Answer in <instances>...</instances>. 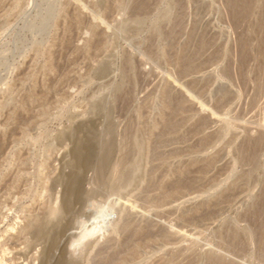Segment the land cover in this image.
I'll list each match as a JSON object with an SVG mask.
<instances>
[{"label": "rangeland", "instance_id": "374dc122", "mask_svg": "<svg viewBox=\"0 0 264 264\" xmlns=\"http://www.w3.org/2000/svg\"><path fill=\"white\" fill-rule=\"evenodd\" d=\"M181 1L0 0V264H207V250L217 246L228 264H264V148L247 142L264 123V48L254 38L250 61L239 60L247 25L231 1ZM175 227L187 233L184 240ZM235 229L244 233L241 242L233 243ZM191 236L196 260L183 249Z\"/></svg>", "mask_w": 264, "mask_h": 264}, {"label": "bare ground", "instance_id": "6f19581e", "mask_svg": "<svg viewBox=\"0 0 264 264\" xmlns=\"http://www.w3.org/2000/svg\"><path fill=\"white\" fill-rule=\"evenodd\" d=\"M144 1H145V0H144ZM180 1H181V0H180ZM206 1H207V0H206ZM227 1H228V0H227ZM227 1H226V2H227ZM229 1H231V5L233 6V9H231V8H229V9H230V10H235L236 13H235V12H233V13H235V14L237 15L238 18L240 17L241 21H244V20L246 21V22H245L246 25H247V26L245 27V28H246V32H245V30H244L243 32L246 33V35H247V39H246L245 41L243 40V41H244V43H243V42H242V39H241L242 37H241L240 39H241V42L243 43V46H241V45L238 46V45H237V47H240V46H241L242 56H244V57H241L239 60H242L243 58L246 57L247 59H245V60L248 61V60H249V58H248L249 55H252V54H251V48L254 47L253 44H252V40H253L254 38H257L256 42L259 41V48L261 49L260 51H262L263 48H264V0H229ZM128 2H129V1H128ZM133 2H134V1H133ZM135 2H137V1H135ZM138 2H139V1H138ZM141 2H142V1H141ZM141 2H140V3H141ZM181 2H182V1H181ZM197 2H198V1H197ZM197 2H196V3H197ZM223 2H224V0H223ZM226 2H225V4H226ZM198 3H199V2H198ZM200 3H201V2H200ZM217 3H218V2H217ZM227 3H229V2H227ZM123 4H124V3H123ZM133 4H134V3H133ZM142 4H143V3H142ZM229 4H230V3H229ZM121 5H122V4H121ZM226 5H227V4H226ZM226 5H224V6H226ZM132 6H133V5H132ZM132 6H130V8H131ZM143 6H144V5H143ZM205 6H206V5H205ZM227 6H228V5H227ZM227 6H226L225 8H227ZM229 6H230V5H229ZM125 7H127V6H125ZM150 7H151V4H150ZM150 7H149V8H150ZM181 7H182V6H181ZM122 8H123V7L121 6V9H122ZM130 8H129V10H130ZM145 8H146V6H145ZM184 8H186L185 5H184ZM199 8H200V6H199ZM222 8H223V5H222ZM124 9H125V8H124ZM168 9H169V8H168ZM176 9H177V8H176ZM176 9H175V10H176ZM182 9H183V8H182ZM223 9H224V8H223ZM223 9H221V10H223ZM141 10H142V9H141ZM179 10H180V9H179ZM197 10H200V9H197ZM144 11L147 13V10H144ZM180 11H182V10H180ZM228 11H229V10H227L226 13H227ZM173 12H174V11H173ZM230 12H231V11H230ZM136 13L139 15L138 12H136ZM198 13H200V12H198ZM227 14H228V13H227ZM227 14H225V15H227ZM231 14H232V13H231ZM166 15H167V14H166ZM186 15H187V14H186ZM236 15H235V17H236ZM222 16H223V15H222ZM227 16H228V15H227ZM227 16H224V17H227ZM233 16H234V15H232V17H233ZM162 17H164V15H163ZM179 17H180V16H179ZM229 17H230V15H229ZM235 17L233 18L234 20H235ZM177 19H178V18H177ZM222 19H224V18H222ZM236 19H237V18H236ZM225 20H226V19H225ZM228 20H229V19H228ZM228 20H226V21H228ZM230 20H232V19L230 18ZM234 20H233V21H234ZM236 21H237V20H236ZM179 22H181V20L178 21V23H179ZM224 22H225V21H224ZM234 22H235V21H234ZM226 23H227V22H226ZM237 23H238V22H237ZM163 24H164V23H163ZM175 24H176V23H175ZM179 24H180V23H179ZM228 24H229V23H228ZM233 24H234V23H233ZM238 24H239V23H238ZM164 25H165V24H164ZM183 25H184V24H183ZM172 26H173V25H172ZM174 26H175V25H174ZM195 26H196V25H195ZM195 28H196V27H195ZM240 28H241V27H240ZM192 29H193V28H192ZM236 29H238V28H236ZM241 29H242V28H241ZM161 30H162V29H161ZM180 30H181V29H180ZM194 30H195V29H194ZM194 30H193V31H194ZM162 31H163V30H162ZM166 31H167V30H166ZM175 31H176V30H175ZM182 31H183V30H182ZM234 31H235V30H234ZM236 31H237V30H236ZM156 32H157V31H156ZM163 32H164V31H163ZM195 32H196V31H195ZM172 33H173V31H172ZM175 33H176V32H175ZM239 33H240V32H239ZM163 34H164V33H163ZM190 34H191V33H190ZM243 34H244V33H242V35H243ZM188 35H189V34H188ZM191 35H193V34H191ZM191 35H190V36H191ZM195 35H196V34H195ZM197 36H200V34L197 35ZM203 36H204V35H203ZM239 36H240V34H239ZM244 36H245V35H244ZM244 36H243V37H244ZM193 37H194V36H193ZM193 37H192V38H193ZM201 37H202V36H201ZM235 37H236V35H235ZM237 37H238V36H237ZM166 38H167V37H166ZM168 38H169V37H168ZM188 38H189V37H188ZM205 38H206V36H204V40H205ZM214 39H215V38H214ZM243 39H244V38H243ZM193 40H194V39H191V41H193ZM198 40H199V38H198ZM235 40H239V39H235ZM235 40H233V41H235ZM176 41H177V40H176ZM176 41H175V42H176ZM191 41H190V42H191ZM196 41H197V40H196ZM200 41H201V40H200ZM200 41H199V42H200ZM202 41H203V39H202ZM206 41H207V38H206ZM206 41H204V42H206ZM209 41H210V38H209ZM211 41H212V40H211ZM211 41H210V42H211ZM233 41H231V42H233ZM239 41H240V40H239ZM239 41H238V42H239ZM210 42H209V44H210ZM212 42H213V41H212ZM241 42H239V43H241ZM186 43H188V42L186 41ZM194 43H196V42H194ZM201 43H203V42H200L198 45H200ZM174 44H175V43H174ZM205 44H206V43H205ZM205 44H204V45H205ZM209 44H206V45H209ZM231 44H232V43H231ZM237 44H238V43H237ZM206 45H205V46H206ZM232 45H233V44H232ZM256 45H257V44H256ZM256 45H255V46H256ZM174 46H175V45H174ZM221 46H222V45H221ZM171 47H172V46H171ZM206 47H208V46H206ZM217 47H218V46H217ZM232 47H233V46H231V48H232ZM235 47H236V46H235ZM185 48H186V47H185ZM208 48H210V47H208ZM208 48H207V49H208ZM254 48H255V47H254ZM186 49H187L186 51H187V53H188V52H189V51H188V48H186ZM193 49H194V47H193ZM200 49H201V48H200ZM203 49H205V48L203 47ZM207 49H206V51H207ZM233 49H234V48H233ZM150 50H151V49H150ZM182 50H183V49H182ZM189 50H190V49H189ZM194 50H195V49H194ZM198 50H199V49H198ZM218 50H219V49H218ZM229 50H230V49H229ZM234 50H235V49H234ZM166 51H167V50H166ZM174 51H175V49H174ZM195 51H196V50H195ZM195 51H194V52H195ZM201 51H202V50H201ZM239 51H240V49H239ZM191 52H193V50H191ZM196 52H197V51H196ZM198 52H200V50H199ZM204 52H205V51H204ZM211 52H212V51H211ZM218 52H219V51H218ZM226 52H227V51H226ZM234 52H235V51H234ZM234 52H231V53H234ZM236 52L239 53L238 50H237ZM258 52H259V50H258L256 53H258ZM148 53H149V52H148ZM152 53H153V52H152ZM152 53H151V55H152ZM201 53H202V52H201ZM209 53H210V52H209ZM222 53H223V52H222ZM240 53H241V52H240ZM183 54H184V53H183ZM189 54H191V53L189 52ZM199 54H200V53H198V56L200 57ZM202 54H203V53H202ZM228 54H229V53H227V55H228ZM151 55H150V57H152ZM169 55H170V54H169ZM174 55H175V54H174ZM180 55H181V54H180ZM192 55H193V54H192ZM234 55H235V54H233V56H234ZM238 55H239V54H237V56H238ZM190 56H191V55H190ZM190 56H189V57H190ZM198 56L196 55L195 57H198ZM201 56H202V55H201ZM207 56H208V55H207ZM207 56H206V57H207ZM213 56H214V55H213ZM237 56H236V58H237ZM257 56H258V55H255V57H257ZM180 57H181V56H180ZM193 57H194V56H193ZM206 57H204V58H206ZM208 57H209V56H208ZM216 57H217V56H216ZM226 57H227V56H226ZM228 57H230V56H228ZM228 57H227V58H228ZM238 57H239V56H238ZM190 58H191V57H190ZM212 58H213V57H212ZM230 58H232V57H230ZM236 58H235V59H236ZM219 59H220V58H219ZM219 59H218V60H219ZM255 59H256V58H255ZM260 59H264V57H261V58L259 57L258 60H260ZM187 60H188V59H187ZM227 60H228V59H227ZM233 60H234V59H233ZM181 61H182V60H181ZM181 61H180V62H181ZM213 61H214V60H213ZM225 61H226V60H225ZM249 61H250V60H249ZM254 61H255V60H254ZM178 62H179V61H178ZM187 62H188V61H187ZM189 62H190V60H189ZM192 62H193V61H192ZM208 62H209V61H208ZM215 62H216V61H215ZM230 62L233 63V64L235 65L234 62H236V61L233 62L232 59H231ZM242 62H243V61H242ZM242 62H239V64H242ZM244 62H245V61H244ZM258 62H259V61H258ZM125 63H126V62H125ZM183 63H184V61H183ZM185 63H186V62H185ZM198 63H199V62H198ZM210 63H211V62H210ZM216 63H217V62H216ZM227 63H228V62H227ZM254 63H256V62H254ZM186 64H187V63H186ZM186 64H183V65H186ZM200 64H201V63H200ZM252 64H253V63H252ZM180 65H182V62H181ZM183 65H182V66H183ZM228 65H229V64H228ZM231 65H232V64H231ZM237 65H238V64H237ZM245 65H246V64L244 63V66H245ZM173 66H174V65H173ZM187 66H189V65H187ZM198 66H200V65H198ZM211 66H212V65H211ZM232 66H233V65H232ZM189 67H191V66H189ZM224 67H226V66H224ZM241 67L243 68V66H241ZM246 67H247V66H245L244 68H246ZM251 67H252V66H251ZM184 68H185V66H184ZM187 68H188V67H187ZM193 68H194V67H192V69H193ZM232 68H233V67H232ZM232 68L230 67L229 69H230V70H234V68H233V69H232ZM235 68H236V70H237V68H239V67H238V66H237V67L235 66ZM244 68H243V69H244ZM254 68H255V67H254ZM177 69H178V68H177ZM192 69H191V70H192ZM195 69H196V68H195ZM223 69H224V68H222V70H223ZM240 69H241V68H239L238 70H240ZM258 69H260V71H259L260 73H261V70L264 71V61L261 60ZM181 70H182V68H181ZM185 70H186V69H184V71H185ZM187 70L189 71V68H188ZM225 70H226V69H225ZM179 71H180V70H179ZM240 71H241V70H240ZM252 71H253V70H252ZM256 71H257V70H256ZM256 71H254V72H256ZM190 72H191V71H190ZM192 72H193V71H192ZM222 72H223V71H222ZM224 72H225V71H224ZM227 72H230V71H227ZM232 72H233V71H232ZM236 72H237V71H236ZM243 72H244V71H243ZM181 73H182V71H181ZM225 73H226V72H225ZM233 73H235V72H233ZM233 73H232V75H233ZM237 73H239V72H237ZM237 73H236V74H237ZM240 73H241V72H240ZM260 73H258V74H259V75H262V74H260ZM262 73L264 74V72H262ZM125 74H126V73H125ZM208 74H209V73H207V75H208ZM228 74H230V73H228ZM234 75H235V74H234ZM239 75H240V74H239ZM244 75H245V74H244ZM251 75H252V74H251ZM256 75H257V73H256ZM182 76H183V75H182ZM228 76H229V75H228ZM237 76H238V75H237ZM237 76H236V77H237ZM197 77H198V76H196V78H197ZM206 77H207V76H206ZM229 77L231 78V76H229ZM238 77H239V76H238ZM254 77H255V75H254ZM262 77H263V76H262ZM262 77H261V79H262ZM200 78H201V77L199 76V78H197L196 80H198V79H200ZM234 78H235V77H234ZM256 78H257V76L255 77V79H256ZM130 79H132V78H130ZM202 79H203V78H202ZM208 79H209V78H208ZM232 79H233V76H232ZM237 79H240V78H237ZM243 79H244V78H243ZM258 79H259V77H258ZM258 79H257V80H258ZM125 80H126V77H125ZM132 80H133V79H132ZM244 80H245V79H244ZM247 80H248V79H247ZM263 80H264V78H263ZM130 81H131V80H130ZM189 81H190V80H189ZM191 81H192V80H191ZM194 81H195V80H194ZM259 81H260V80H259ZM131 82H132V81H131ZM192 82H193V81H192ZM195 82H196V81H195ZM245 82H246V81H245ZM254 82H255V81H254ZM260 82H262V81H260ZM260 82H258V84H259ZM127 83H128V80H127ZM234 83H235V82H234ZM240 83H241V82H240ZM243 83H244V82H243ZM243 83H242V84H243ZM263 83H264V82H262V85H261V87H259V88H262V87H263ZM189 84H190V83H189ZM194 84H195V83L193 82V85H194ZM196 84H197V82H196ZM235 84H236V83H235ZM237 84H238V83H237ZM258 84H256V85H258ZM245 85H246V84H245ZM129 86H130V85H129ZM190 86H191V85H190ZM259 86H260V84H259ZM191 87H192V86H191ZM199 87H200V86H199ZM239 87H240V86H239ZM255 87H257V86H255ZM129 88H130V87H129ZM200 88H201V87H200ZM259 88H258V89H259ZM169 89H170V88H169ZM172 89H173V88H172ZM177 89H178V88H177ZM258 89H257V90H258ZM170 90H171V89H170ZM170 90H168V91L170 92ZM173 90H174V89H173ZM193 90H194V89H193ZM198 90H199V89H198ZM222 90H225V89H222ZM196 91H197V90H196ZM200 91H201V90H200ZM223 92H224V91H223ZM258 92H259V90H258ZM262 92H263V91H262ZM165 93L168 94L167 91H166ZM260 94H261V93H260ZM263 94H264V93H263ZM263 94H262V96H264ZM218 95H219V94H218ZM224 95H225V94H223L222 96H224ZM229 95H230V94H229ZM165 96H166V95H165ZM165 96H164V97H165ZM168 96H169V95H167L166 98H168V99L171 100V98H169V97H171V95H170L169 97H168ZM256 96H257V95H256ZM262 96H261V97H262ZM225 97H226V96H225ZM228 97H229V96H228ZM231 97H232V96H231ZM254 97H255V96H254ZM182 98H183V97H182ZM257 98H258V96H257ZM257 98H255V99H257ZM262 98L264 99V97H262ZM262 98H261V99H262ZM164 99H165V98H164ZM177 99H178V98H177ZM227 99H228V98H227ZM258 99L260 100V98H258ZM263 99H262V101H263ZM221 100H222V99H221ZM223 100H224V99H223ZM223 100H222V101H223ZM229 100H230V98H229ZM165 101H167V99H165ZM165 101H164V102H165ZM168 101H169V100H168ZM177 101H178V100H177ZM179 101H180V100H179ZM169 102H170V101H169ZM171 102H172V101H171ZM173 102H174V101H173ZM175 102H176V101H175ZM180 102H181V101H180ZM257 102H258V101H255V103L258 105ZM219 103H220V102H219ZM252 103L254 104V101H253ZM167 104H168V102H167ZM176 104H177V103H176ZM253 104H252V105H253ZM256 104H255V105H256ZM259 104H260V101H259ZM168 105H171V104L169 103ZM172 105H173V103H172ZM190 105H191V104H190ZM257 105H256V107H257ZM224 106H226V104H225ZM224 106H223V107H224ZM174 107H176V106H174ZM180 107H181V106H180ZM182 107H183V106H182ZM219 107H220V106H219ZM252 107H253V106H252ZM258 107H259V106H258ZM258 107H257V108H258ZM150 108H151V107H150ZM155 108H156V107H155ZM172 108H173V107H172ZM157 109H158V108H157ZM177 109H178V107H177ZM147 110H148V109H147ZM192 110H193V109H192ZM258 110H259V109H258ZM260 111H262V107H261V110H260ZM260 111H259V112H260ZM179 112H180V111H179ZM252 112H253V111H252ZM145 114H146V113H145ZM168 114H169V113H168ZM173 114H174V113H173ZM175 114H176V113H175ZM201 114H202V113H201ZM252 114H254V113H252ZM176 115H177V114H176ZM192 115H193V114H192ZM239 115H240V114H239ZM250 115H251V114H250ZM260 115H262V114H260ZM166 116H167V115H166ZM171 116H172V115H171ZM205 116H206V115H205ZM176 117H177V116H176ZM188 117H189V116H188ZM222 117H223V116H222ZM236 117H237V116H236ZM236 117H235V118H236ZM263 117H264V113H263ZM131 118H132V117H131ZM173 118H174V117L172 116V119H173ZM185 118H186V117H185ZM225 118H226V117H225ZM260 118H261V117H260ZM132 119H133V118H132ZM172 119H171V120H172ZM186 119H187V118H186ZM223 119H224V117H223ZM263 119H264V118H263ZM263 119H262V120H263ZM182 120H184V119H182ZM196 120H197V119H196ZM216 120H217V119H216ZM220 120H221V118H220ZM167 121H168V120H167ZM175 121H176V120H175ZM199 121L201 122V119H200ZM133 122H134V121H133ZM177 122H178V121H177ZM212 122H213V121H212ZM214 122H215V121H214ZM220 122H221V121H220ZM223 122H225V121L223 120ZM234 122H236V121H234ZM263 122H264V120H263ZM263 122H262V123H263ZM207 123H208V122H207ZM216 123H217V122H216ZM258 123H259V122H258ZM258 123H257V124H258ZM262 123H261V124H262ZM171 124H172V123H171ZM175 124H178V123H175ZM212 124H213V123H212ZM214 124H215V123H214ZM224 124L226 125V122L223 123V125H224ZM261 124H260V125H261ZM165 125H166V124H165ZM167 125H168V123H167ZM179 125H180V124H179ZM206 125H207V124H206ZM210 125H211V124H210ZM219 125H220V124H219ZM225 125H224V126H225ZM236 125H237V124H236ZM246 125H247V124H246ZM246 125H245V126H246ZM260 125H259V126H260ZM129 126H130V125H129ZM173 126H174V124H173ZM173 126H172V127H173ZM177 126H178V125H177ZM204 126H205V125H204ZM220 126H221V125H220ZM220 126H219V127H220ZM240 126H241V125H240ZM131 127H132V126H131ZM205 127H206V126H205ZM221 127H222V126H221ZM241 127H242V126H241ZM161 128H162V127H161ZM178 128H179V127H178ZM195 128H196V127H195ZM246 128H247V127H246ZM249 128H250V127H249ZM252 128H253V126H252ZM256 128H257V126H256ZM172 129H174V128H172ZM215 129H216V128H215ZM220 129H221V128H220ZM259 129H260V132H259V130H258L259 133L256 132V133H258V135L255 137L254 134H253V137H255V138H251V137H250L249 140H248L247 142H248V144H250V145H252V146H253V145H256L257 147L261 146V147L264 148V123L261 125V127H260ZM176 130H177V129H175V131H176ZM196 130L199 132L200 129H196ZM221 130H222V129H221ZM163 131H164V130H163ZM173 131H174V130H173ZM183 131H184V130H183ZM189 131H190V130H189ZM247 131H248V130H247ZM250 131H251V130H250ZM138 132H139V131H138ZM155 132H156V131H155ZM158 132H159V130H158ZM190 132H191V131H190ZM192 132H193V131H192ZM195 132H196V131H195ZM209 132H210V130H209ZM211 132L213 133V130H212ZM211 132H210V134H211ZM222 132H224V131H222ZM163 133H164V132H163ZM170 133H171V132H170ZM184 133H185V132H184ZM205 133H206V132H205ZM216 133H217V132H216ZM160 134H161V133H160ZM194 134H195V133H194ZM219 134H220V133H219ZM219 134H218V135H219ZM221 134H222V133H221ZM178 135H179V133H178ZM214 135H215V134H214ZM126 136H127V135H126ZM162 136H163V135H162ZM206 136L208 137V135H206ZM206 136H205V138H207ZM210 136H211V135H210ZM249 136H250V135H249ZM154 137H155V136H154ZM154 137H153V138H154ZM166 137H167V136H166ZM166 137H165V138H166ZM180 137H181V136H180ZM184 137H185V136H184ZM198 137H199V136H198ZM216 137H217V135H216ZM165 138H164V139H165ZM203 138H204V137H203ZM126 140H127V139H126ZM139 140H140V139H139ZM182 140H184V139H182ZM206 140H208V139H206ZM155 141H156V139H155ZM168 141H169V140H168ZM208 141H209V140H208ZM211 141H212V140H211ZM213 141H214V140H213ZM217 141H218V140H217ZM126 142H127V141H126ZM202 142H203V141H202ZM204 142H205V141H204ZM244 142H245V141H244ZM156 143H157V142H156ZM206 143H207V142H206ZM254 143H256V144H254ZM158 144H159V143H158ZM164 144H166V143H164ZM170 144H171V143H170ZM141 145H143V144L141 143ZM210 145H211V144H210ZM245 145L247 146V144H245ZM250 145H249V146H250ZM153 146H154V145H153ZM153 146H152V147H153ZM161 146H162V145H161ZM246 146H244V147L246 148ZM252 146H251V147H252ZM163 147H164V146H163ZM178 147H179V146H178ZM180 147H181V145H180ZM239 147H240V146H239ZM156 148H157V146H156ZM175 148H176V147H175ZM206 148H207V147H206ZM81 149H82V148H81ZM152 149H154V148H152ZM204 149H205V148H204ZM253 149H254V148H253ZM256 149H257V148H256ZM162 150H163V149H162ZM162 150H161V151H162ZM243 150H244V149H243ZM247 150H248V149H247ZM250 150H251V149H250ZM254 150H255V149H254ZM260 150H261V149H260ZM130 151H131V150H130ZM150 151H151V150H150ZM240 151H241V150H240ZM85 152H86V151H85ZM128 152H129V151H128ZM170 152H171V151H170ZM172 152H173V151H172ZM185 152H186V151H185ZM197 152H198V151H197ZM200 152H201V151H200ZM241 152H242V151H241ZM241 152H240V153H241ZM244 152H245V151H244ZM246 152H247V151H246ZM246 152L244 153V157H245V154H247ZM149 153H150V152H149ZM160 153H161V152H160ZM162 153H163V152H162ZM162 153H161V154H162ZM174 153H175V152H174ZM253 153H256V152H253ZM257 153H258V151H257ZM167 154H168V153H167ZM171 154H172V153H171ZM179 154H180V153H179ZM179 154H178V155H179ZM126 155H127V154H126ZM164 155H165V153H164ZM173 155H174V154H173ZM203 155H204V154H203ZM253 155L258 156V155H256V154H253ZM261 155H262V154H261ZM261 155H259L258 157L260 158ZM83 156H84V153L82 154V158H84ZM129 156H130V154H129ZM151 156H152V155H151ZM182 156H183V155H182ZM204 156H205V155H204ZM247 156H249V155H246V157H247ZM250 156H251V155H250ZM77 157H78V155H77ZM148 157H149V156H148ZM162 157H163V156H162ZM165 157H166V155H165ZM241 157H242V156H241ZM252 157H254V156H252ZM128 158H129V157H128ZM237 158H238V157H237ZM247 158H248V157H247ZM247 158H245V159H247ZM255 158H257V157H255ZM85 159H87V158H85ZM85 159H83V160H85ZM185 159H186V157H185ZM193 159H194V158H193ZM238 159H239V158H238ZM249 159H252V158L249 157ZM257 159H258V158H257ZM257 159H256V161H257ZM83 160H82V161H83ZM147 160H148V159H147ZM176 160H177V159H176ZM183 160H184V159H183ZM241 160H242V159H241ZM241 160H240V162H241ZM243 160H244V159H243ZM78 161H79V160H78ZM118 161H119V160H118ZM118 161H117V162H118ZM151 161H152V159H151ZM171 161H172V160H171ZM177 161H178V160H177ZM185 161H186V160H185ZM236 161H237V160H236ZM248 161H249V160H247V163H248ZM250 161H251V160H250ZM254 161H255V160L253 159V162H254ZM80 162H81V161H80ZM84 162H85V161H84ZM117 162H116V163H117ZM163 162H164V161H163ZM181 162H182V161H181ZM238 162H239V161H238ZM240 162H239V163H240ZM242 162H243V161H242ZM257 162H258V161H257ZM82 163H83V162H82ZM161 163H162V161H161ZM247 163H245V164H247ZM118 164H119V162H118ZM120 164H121V163H120ZM237 164H238V163H237ZM240 164H242V163H240ZM249 164H250V163H249ZM253 164H254V163H253ZM115 165H117V164H115ZM181 165H182V164H181ZM243 165H244V163H243ZM119 166H120V165H119ZM167 166H168V164H167ZM244 166H246V165H244ZM248 166H249V165H248ZM253 166H255V165H253ZM121 167H122V165H121ZM121 167H120V168H121ZM134 167H135V166H134ZM154 167H155V165H154ZM165 167H166V165H165ZM203 167H204V166H203ZM251 167H252V166H251ZM251 167H250V169H252ZM114 168H115V167H114ZM156 168H157V167H156ZM175 168H177L176 165H175ZM241 168H242V167H241ZM185 169H186V168H185ZM244 169H245V168H243V170H244ZM246 169L248 170L249 168L246 167ZM253 169H254V168H253ZM116 170H117V169H116ZM119 170H120V169H119ZM119 170H117V171H119ZM145 170H146V169H145ZM151 170H152V169H151ZM181 170H182V169H181ZM199 170H200V169H199ZM203 170H204L203 172L205 173V172H206L205 169H203ZM247 170H246V171H247ZM120 171H121V170H120ZM185 171H186V170H184V172H185ZM188 171H189V169H187V171H186L185 173L187 174ZM238 171H239V170H238ZM249 171H250V170H249ZM249 171H248V172H249ZM255 171H256V170H255ZM125 172H126V171H125ZM146 172H147V171H146ZM148 172H149V171H148ZM148 172H147V173H148ZM242 172H243V171H242ZM244 172H245V171H244ZM244 172H243V173H244ZM119 173H120V172H119ZM129 173H130V172H129ZM174 173H175V172H174ZM179 173H180V172H179ZM179 173H178V175H179ZM207 173H208V171H207ZM243 173H242V177H245V174H244V176H243ZM246 173H247V172H246ZM113 174H116V173L113 172ZM117 174H118V173H117ZM117 174H116V175H117ZM124 174H125V173H124ZM126 174H128V173H126ZM157 174H158V173H157ZM248 174L250 175V173H248ZM96 175H97V174H96ZM119 175H120V174H119ZM146 175H147V174H146ZM160 175H161V174H160ZM180 175H181V174H180ZM183 175H184V174H183ZM257 175H258V174H257ZM260 175H261V174H260ZM113 176H114V175H113ZM150 176H151V175H150ZM196 176H197V175H196ZM226 176H227V175H226ZM261 176H262V175H261ZM114 177H115V176H114ZM114 177H113V178H114ZM159 177H160V176H159ZM185 177H186V176H183V178H185ZM198 177H199V176H198ZM227 177H228V176H227ZM252 177H253V175H252ZM84 178H85V177H84ZM84 178H83V179H84ZM96 178H97V177H96ZM178 178H179V177H177V179H178ZM190 178H191V177H190ZM190 178H189V179H190ZM193 178H194V177H193ZM199 178H200V177H199ZM203 178H204V177H203ZM225 178H226V177H225ZM232 178H233V176H232ZM236 178H237V177H236ZM247 178H248V177H247ZM247 178H245V179H247ZM263 178H264V177H262V179H263ZM83 179H82V180H83ZM93 179H94V178H92L91 180L93 181ZM114 179H115V178H114ZM123 179H124V178H123ZM174 179L177 180L176 178H174ZM195 179H196V178H195ZM243 179H244V178H243ZM245 179H244V180H245ZM251 179H252V178H251ZM118 180H119V179H118ZM147 180H148V179H147ZM178 180H179V179H178ZM178 180H177V181H178ZM218 180H219V179H218ZM235 180H236V179H234V182H235ZM79 181H80L79 184L81 185V183H82V182H81V178L79 179ZM130 181H132V179H130ZM130 181H129V182H130ZM156 181H157V180H156ZM158 181H159V180H158ZM170 181H172V179H171ZM177 181H176V182H177ZM180 181H181V180H180ZM184 181L186 182L187 180L184 179ZM197 181H198V180H197ZM215 181H216V180H215ZM219 181H220V180H219ZM247 181H248V180H247ZM261 181H262V180H261ZM116 182H117V181H116ZM116 182H115V183H116ZM124 182H126V181H124ZM144 182H145V181H144ZM151 182H152V180H151ZM153 182H155V181H153ZM153 182H152V183H153ZM181 182H182V181H181ZM181 182H180V183H181ZM195 182H196V181H195ZM202 182H203V181H202ZM204 182H205V181H204ZM234 182H233V183H234ZM251 182H252V180H251ZM96 183H97V182H96ZM122 183H123V182H122ZM167 183H168V181H167ZM180 183H177V185L180 184ZM182 183H183V182H182ZM182 183H181V185H182ZM189 183H190V182H189ZM215 183H216V182H215ZM217 183H218V182H217ZM261 183H262V182H261ZM89 184H90V183H89ZM91 184H92V183H91ZM94 184H95V183H94ZM94 184H92V185H94ZM145 184H146V183H145ZM147 184H148V183H147ZM153 184H154V183H153ZM171 184H175V183L173 182V183H171ZM228 184L230 185V183H228ZM235 184H236V183H235ZM238 184H239V183H238ZM156 185H157V184H156ZM169 185H170V184H168V186H169ZM175 185H176V184H175ZM187 185H189V184H188V181H187ZM187 185L185 184V186H187ZM191 185H192V184H191ZM201 185H202V184H201ZM201 185H200V187H201ZM225 185H226V184H225ZM243 185H245V183H244ZM260 185H262V184H260ZM76 186H77V188H78V185H76ZM76 186H75V188H76ZM96 186H97V185H96ZM98 186H99V185H98ZM114 186H115V184H113V187H114ZM122 186L124 187L125 185H122ZM172 186L174 187V185H171V187H172ZM182 186H183V185H182ZM212 186H213V185H212ZM231 186H233V185H230V188H231ZM238 186H239V185H238ZM238 186H236V187H238ZM113 187H112V188H113ZM164 187H165V186H164ZM221 187H222V186H221ZM223 187H224V186H223ZM250 187H251V186H250ZM263 187H264V186H263ZM68 188H69V186H68ZM152 188H154V187H152ZM165 188H166V187H165ZM169 188H170V187H169ZM169 188H167V191H168ZM184 188H185V187H184ZM186 188H187V187H186ZM195 188H196V187H195ZM197 188H199V187H197ZM258 188H259V187H258ZM69 189H70V188H69ZM80 189H81V188H80ZM94 189H95V188H94ZM113 189H115V188H113ZM150 189H151V188H150ZM177 189L179 190V188H177ZM218 189H219V188H218ZM224 189H225V188H224ZM246 189H247V188H246ZM246 189H245L244 191H246ZM141 190H142V189H141ZM216 190H217V189H216ZM227 190H228V188H227ZM229 190H230V189H229ZM229 190H228V191H229ZM241 190H242V189H241ZM253 190H254V189H253ZM66 191L68 192V189H67ZM75 191H76V189H75ZM79 191H80V190H79ZM87 191H88V190H87ZM96 191H97V190L95 189V192H96ZM179 191H180V190H179ZM222 191H224V190L222 189ZM225 191H226V189H225ZM225 191H224V192H225ZM235 191H236V189H235ZM238 191H239V190H238ZM250 191H251V190H250ZM259 191H260V189H259ZM111 192H112V191H110V193H111ZM142 192H143V191H142ZM149 192H150V191H149ZM157 192H158V191H157ZM182 192H183V191H182ZM224 192H223V193H224ZM252 192H253V191H252ZM252 192H251V193H252ZM262 192H263V190H262ZM262 192H260V193H262ZM74 193H75V192H74ZM76 193H77V191H76ZM113 193H114V191H113ZM113 193H112V194H113ZM139 193H140V192H139ZM139 193H138V194H139ZM150 193H152V192H150ZM158 193H159V192H158ZM161 193H162V192H161ZM161 193H160V194H161ZM164 193H165V191H164ZM227 193H228V192H227ZM235 193H236V192H235ZM257 193H258V192H257ZM257 193H255V194H257ZM155 194H156V193H154V195H152V196L150 195V197L155 196V198H156V195H155ZM162 194H163V193H162ZM162 194H161V195H162ZM224 194L226 195V193H224ZM224 194H223V195H224ZM232 194H233V193H232ZM79 195H80V194H79ZM141 195H142V194H141ZM217 195H218V193H217ZM223 195H222V196H223ZM225 195H224V196H225ZM237 195H238V194H237ZM261 195H262V194H261ZM261 195H260L259 200L261 199ZM144 196H145V195H144ZM222 196H221V197H222ZM230 196H231V195H230ZM109 197H110V196H109ZM221 197H220V198H221ZM235 197H236V196H235ZM254 197H255V196H254ZM139 198H140V197H139ZM157 198H158V197H157ZM160 198H162V196H161ZM223 198H224V197H223ZM227 198H228V197H227ZM231 198H232V196H231ZM233 198H234V197H233ZM246 198H247V197H246ZM263 198H264V197H263ZM263 198H262V200H263ZM200 199H201V198H200ZM217 199H219V196H218ZM242 199H243V198H242ZM257 199H258V198H257ZM116 200H119V199H116ZM156 200H157V199H156ZM158 200H159V199H158ZM204 200H205V199H204ZM220 200H221V199H220ZM223 200H224V199H223ZM227 200H228V199H227ZM233 200H234V199H233ZM147 201H148V200H147ZM150 201H151V200H150ZM159 201H160V200H159ZM257 201H258V200H257ZM263 201H264V200H263ZM80 202H81V201H80ZM115 202H117V201H115ZM115 202H113V203H115ZM198 202H199V200H198ZM216 202H217V201H216ZM218 202H219V200H218ZM218 202H217V203H218ZM223 202H225V201H223ZM259 202H260V204H261V200H260ZM145 203H146V202H145ZM149 203H150V202H149ZM201 203H203V201H202ZM214 203H215V202H214ZM254 203H255V201H254ZM125 204H127V203L125 202ZM125 204H124V205H125ZM130 204H131V203H130ZM140 204H141V203H140ZM204 204H206V203L204 202ZM227 204H228V203H227ZM252 204H253V202L251 203V205H252ZM260 204H259V205H260ZM210 205H211V204H210ZM254 205H255V204H254ZM78 206H80V204H79ZM134 206H136V205H134ZM139 206H140V205H139ZM146 206H147V205H146ZM199 206H200V205H199ZM199 206H198V209H199ZM205 206H206V205H205ZM205 206H204V208H205ZM252 206H253V205H252ZM129 207H130V206H129ZM257 207H258V205H257ZM261 207H262V206H261ZM261 207L259 206V208H260L261 211L263 212V209H262ZM132 208H133V207H132ZM132 208H131V210H132ZM135 208H137V207H134V210H136V212H137L138 209H135ZM191 208H193V206H192ZM200 208H201V207H200ZM255 208H256V205H255ZM67 209H68V208H67ZM128 209L130 210V208L127 207L126 210H128ZM205 209L208 210L209 207H208V208L206 207ZM260 209H259V210H260ZM85 210L88 211V209H85ZM123 210H124V209H123ZM200 210H201V209H200ZM202 210H204V209H202ZM68 211H69V210H68ZM98 211H99V210H98ZM132 211H133V210H132ZM132 211H131V212H132ZM138 211H139V210H138ZM192 211H193V209H192ZM204 211H205V210H204ZM245 211H247V210H245ZM252 211H254V210H252ZM252 211H251V212H252ZM122 212H123V211H122ZM133 212H134V211H133ZM139 212H140V211H139ZM139 212H138V213H139ZM247 212H248V211H247ZM86 213H87V212H86ZM92 213H93V212H92ZM124 213H125V212H124ZM126 213H128V211H127ZM199 213H200V212H199ZM79 214H80V213H79ZM97 214H98V213H97ZM132 214L135 215V213H132ZM244 214H245V213H244ZM254 214H255V216L259 215V214H256V213H254ZM83 215H84V214H83ZM127 215H128V214H127ZM127 215H125V216L127 217ZM197 215H198V214H197ZM66 216H67V215H66ZM90 216H91V215H90ZM121 216H122V215H121ZM123 216H124V215H123ZM129 216H130V214H129ZM140 216H141V215H140ZM148 216H149V215H148ZM151 216H152V215H151ZM251 216H252V215H251ZM253 216H254V215H253ZM79 217H80V216H79ZM126 217H124V218H126ZM130 217H131V216H130ZM145 217H146V214H145ZM240 217H241V216H240ZM260 217H261V215H260ZM260 217H259V218H260ZM262 217H263V215H262ZM34 218H35V217H34ZM34 218H33V219H34ZM63 218H65V217H63ZM67 218H68V217H67ZM75 218H76V217H75ZM83 218H84V217H83ZM87 218H88V217H87ZM87 218H85V219L87 220ZM134 218H135V216H134ZM140 218H141V217H140ZM192 218H193V217H192ZM248 218H249V217H248ZM248 218H247V219H248ZM78 219H79V218H78ZM132 219H133V218H132ZM132 219H131V220H132ZM187 219H188V217H187ZM252 219L254 220V218H252ZM255 219H256V218H255ZM90 220H91V219H90ZM120 220H121V218H120ZM133 220H134V219H133ZM136 220H137V219H136ZM189 220H190V219H189ZM244 220H245V219H244ZM260 220H261V219H260ZM34 221H35V220H34ZM65 221H66V220H65ZM73 221L75 222V220H73ZM84 221H85V220H84ZM255 221H257V220H255ZM263 221H264V220H263ZM85 222H87V221H85ZM91 222H92V221H91ZM120 222H121V221H120ZM138 222H139V221H137V223H138ZM228 222H229V220H228ZM236 222H237V221H236ZM34 223H35V222H34ZM87 223H88V222H87ZM126 223H128V222H126ZM150 223H151V222H150ZM254 223H255V222H254ZM257 223H260V221H258ZM143 224H144V223H143ZM261 224H262V225L259 226V228H260L259 230L261 231V233L264 234V224H263V223H261ZM83 225H84V224H83ZM86 225H88V224H86ZM124 225H125V224H124ZM134 225H135V224H134ZM161 225H162V224H161ZM225 225H228V224H225ZM225 225H224V226H225ZM253 225H254V224H253ZM256 225H257V227H258L259 224H256ZM28 226L30 227V225H28ZM69 226H70V225H69ZM99 226H100V224H99ZM119 226H121L120 223H119ZM122 226H123V225H122ZM122 226L120 227V230L122 229ZM135 226H136V225H135ZM224 226H223V227H224ZM229 226H230V225H229ZM231 226H232V224H231ZM231 226H230V227H231ZM233 226H234V225H233ZM85 227H86V226H85ZM132 227H134V226L132 225ZM148 227H149V226H148ZM148 227H147V228H148ZM172 227H173V226H172ZM172 227H170V229H171ZM230 227H229V228H230ZM249 227L252 228V225L249 226ZM117 228H119V227H117ZM168 228H169V227H168ZM175 228H176V227H175ZM234 228H235V227H234ZM234 228H233V229H234ZM244 228H245V226H244ZM255 228H256V227H255ZM255 228H254V230H255ZM61 229H62V228H61ZM64 229H65V228H64ZM134 229H136V227H134ZM166 229H167V228H166ZM224 229H225V231H226L227 228H224ZM240 229H241V228H240ZM247 229H248V228H247ZM257 229H258V228H257ZM71 230H72V229H71ZM128 230H129V229H128ZM139 230H140V229H139ZM150 230H151V229H150ZM162 230H163V229H162ZM162 230H161V231H162ZM181 230H182V229H181ZM252 230H253V228H252ZM58 231H59V230H58ZM63 231H64V230H63ZM63 231H62V232H63ZM129 231H132V230L130 229ZM134 231H135V230H134ZM134 231H133V232H134ZM165 231H167V230H165ZM165 231H164V232H165ZM222 231H223V229H222ZM227 231H228V229H227ZM230 231H231V230H230ZM230 231H229V232H230ZM23 232H24V231H23ZM65 232H66V231H65ZM90 232H91V231H90ZM171 232H172L174 235H176V236H178V237H181L183 240H184V237H186V234H187V233H186V234H185V233L183 234V232H185V231L182 232V231H180V229L178 230V228H176V229L173 228ZM223 232H224V231H223ZM69 233H70V232H69ZM88 233H89V232H88ZM95 233H96V232H95ZM117 233H118V232H117ZM120 233H121V232H120ZM120 233H118V234H120ZM130 233H131V232H130ZM151 233H152V232H151ZM245 233H246V232H245ZM252 233H253V231H252ZM252 233H250V234H252ZM258 233L260 234V232H258ZM63 234H64V233H63ZM66 234H67V233H66ZM89 234H90V233H89ZM92 234H94V233L92 232ZM92 234H91V235H92ZM159 234H160V233H159ZM224 234H225V233H224ZM227 234H228V233H226V235H227ZM230 234H232L233 243H237L238 241H240V240L242 239V236H243L244 233L241 232L240 230H236V229H235L234 231L230 232ZM259 234H258V235L253 234V236H255V237L261 236V235H259ZM128 235H131V234H128ZM132 235H133V234H132ZM132 235H131V236H132ZM164 235H165V234H164ZM22 236H23V234H22ZM93 236H94V235H93ZM112 236H113V235H112ZM119 236H120V235H119ZM126 236H127V235H126ZM131 236H130V237L127 236V237L131 238ZM139 236H140V235H139ZM145 236H146V235H145ZM147 236H148V235H147ZM150 236H151V235H150ZM166 236H167V235H166ZM223 236H224V235H223ZM223 236H222V238H223ZM230 236H231V235H230ZM134 237H135V236H134ZM162 237L164 238V236H162ZM168 237H169V236H168ZM178 237H177V238H178ZM191 237H192V238H191ZM191 237H190L191 242H192V243L190 242L191 245H190V246H187L186 248L184 247L183 249H186V251H187V250L192 251V255H191V256H193V254H196V256L198 257L199 255H197V253H196V251H195V246L198 244V239H197L196 237H193V236H191ZM218 237H219V234H218ZM224 237H225V236H224ZM263 237H264V236H263ZM87 238H88V237H87ZM140 238H141V237H140ZM225 238H226V240H227V237H225ZM229 238H231V237H229ZM244 238H245V237H244ZM244 238H243V239H244ZM251 238H252V237H251ZM58 239H59V238H58ZM64 239H65V238H64ZM72 239H73V238H72ZM76 239H77V238H76ZM107 239H108V238H107ZM141 239H142V238H141ZM169 239H170V237H169ZM172 239H173V238H172ZM174 239H175V238H174ZM178 239H179V238H178ZM188 239H189V238H187L185 241H188ZM248 239H249V238H248ZM256 239H257V238H256ZM263 239H264V238H263ZM53 240H54V239H52V242H53ZM70 240H71V239H70ZM73 240H74V239H73ZM105 240H106V239H105ZM109 240H110V239H109ZM121 240H122V239H121ZM127 240H128V239H127ZM132 240L135 241V239H132ZM136 240H137V239H136ZM176 240H177V239H176ZM253 240H254V239H253ZM258 240H259V239H258ZM68 241H69V239H68ZM75 241H76V240H75ZM115 241H116V240H115ZM123 241H124V240H123ZM123 241H121V242H123ZM243 241H244V240H243ZM254 241H256V240H254ZM259 241H260V240H259ZM58 242H59V241H58ZM105 242H106V241H105ZM125 242H126V241H125ZM127 242H133V241H130V240H129V241H127ZM183 242H184V241H183ZM240 242H241V241H240ZM56 243H57V242H56ZM111 243H112V242H111ZM113 243H114V241H113ZM113 243H112V244H113ZM231 243H232V242H231ZM233 243H232V244H233ZM251 243H252V242H251ZM261 243H262V242H261ZM97 244H98V243H97ZM114 244H115V243H114ZM121 244H122V243H121ZM131 244H132V243H131ZM131 244H130V245H131ZM188 244H189V243H188ZM229 244H230V242H229ZM239 244H240V243H239ZM246 244H247V243H246ZM246 244H245V245H246ZM262 244H264V242H263ZM262 244H260V245H262ZM79 245H80V244H79ZM107 245H108V244H107ZM118 245H119V244H118ZM126 245H127V243H126ZM132 245H134V243H133ZM132 245H131V246H132ZM183 245L185 246V244H183ZM220 245H222V244H220ZM223 245H225L224 242H223ZM226 245H227V247H228V243H227ZM226 245H225V246H226ZM73 246H74V245H73ZM111 246H112V245H111ZM123 246H124V245H123ZM243 246H244V245H243ZM64 247H65V246H64ZM97 247H98V246H97ZM108 247H109V246H108ZM117 247H118V246H117ZM128 247H129V246H128ZM128 247H127V248H128ZM209 247H210V246H209ZM213 247H214V246H213ZM221 247H222V246H221ZM231 247H232V246H231ZM234 247H235V249H236V245H234L233 248H234ZM261 247L263 248V246H261ZM52 248H53V247H52ZM54 248H55V247H54ZM54 248H53V249H54ZM70 248H71V247H70ZM103 248H104V247H103ZM169 248H170V247H169ZM169 248H168V250H169ZM173 248H174V247H173ZM173 248H172V249H173ZM179 248H181L180 250H182V246L179 247ZM199 248H200V247H199ZM199 248H198V250H201V249H199ZM202 248H203V247H202ZM218 248H219V247L217 246V249H218ZM238 248H239V247H238ZM238 248H237V249H238ZM242 248H244V247L241 246L240 249H242ZM217 249H216V250H217ZM219 249H221V248H219ZM222 249L225 250L223 247H222ZM226 249H227V248H226ZM258 249H259V248H258ZM50 250H51V249H50ZM50 250H49V251H50ZM93 250H94V249H93ZM116 250H117V248H116ZM121 250H122V249H121ZM123 250H124V249H123ZM125 250H126V249H125ZM168 250H167V251H168ZM198 250H197V251H198ZM216 250L211 249V247H210L209 250H207L206 255H205V258H206V262H207V264H221L222 262L227 263V261H228L229 258H230V257H228L229 254L227 255L226 253L221 252L222 250H221V251H216ZM227 250H229V249H227ZM238 250H239V249H238ZM238 250H236V251H238ZM244 250H245V249H244ZM49 251H48V252H49ZM62 251H65V250H62ZM96 251H97V250H96ZM96 251H95V252H96ZM98 251H99V250H98ZM98 251H97V252H98ZM112 251H113V249H112ZM171 251L173 252V250H171ZM202 251H203V250H202ZM202 251H201V252H202ZM258 251H259V250H258ZM53 252H55V251H53ZM100 252H101V251H100ZM110 252H111V251H110ZM119 252H120V251H119ZM172 252H171V253H172ZM198 252H199V251H198ZM225 252H226V251H225ZM262 252L264 253L263 249H262ZM262 252L260 253V255H263ZM123 253H124V251H123ZM168 253H170V252H168ZM177 253H179V252L177 251ZM180 253H181V251H180ZM227 253H228V252H227ZM98 254H99V253H98ZM116 254H117V253H116ZM173 254H174V252H173ZM47 255H48V253H47ZM93 255H94V254H93ZM171 255H172V254H171ZM175 255H176V254H175ZM180 255H181V254H180ZM202 255H203V254H202ZM102 256H105V255H102ZM110 256H111V254H110ZM115 256H116V255H115ZM167 256H168V255H167ZM167 256H166V258H167ZM169 256H170V254H169ZM184 256H185V255H184ZM187 256H189V253L187 254ZM196 256H193L194 258H192V257H191V258H192V259H195ZM230 256H232V255L230 254ZM263 256H264V255H263ZM45 257H46V256H45ZM170 257H171V256H170ZM176 257H177V256H176ZM178 257H179V256H178ZM178 257H177V258H178ZM185 257H186V256H185ZM202 257H203V256H202ZM233 257H234V256H233ZM57 258H58V257H57ZM102 258H103V257H102ZM109 258H110V257H109ZM111 258L114 259V257H111ZM173 258H174V257H173ZM177 258H176V259H177ZM188 258H189V257H188ZM231 258H232V257H231ZM259 258H261V257H259ZM171 259H172V258H171ZM186 259H187V258H186ZM192 259H191V260H192ZM227 259H228V260H227ZM233 259H234V258H233ZM262 259H263V258H262ZM43 260H44V259H43ZM174 260H175V258H174ZM174 260H172V261H174ZM181 260H185V259L183 258V259H181ZM191 260H190V261H191ZM195 260H196V259H195ZM225 260H227V261L225 262ZM46 261H47V260H46ZM109 261H110V260H109ZM114 261H115V260H114ZM166 261H168V260H165L164 263H165ZM177 261H178V260H177ZM177 261H176V262H177ZM190 261H188V263H189ZM201 261H202V260H201ZM201 261H200V262H201ZM204 261H205V260H203V263H204ZM234 261H235V260H234ZM234 261H231V260H230L229 262L232 264V262H234ZM239 261H241V260L239 259ZM261 261H263V260H261ZM95 262H96V261H95ZM102 262H103V261H102ZM110 262H111V261H110ZM110 262H108V263H110ZM178 262L182 264L181 261H178ZM184 262H187V260H185ZM236 262H237V261H236ZM241 262H242V261H241ZM243 262H244V261H243ZM48 263H49V262H48ZM111 263H112V262H111ZM161 263H162V262H161ZM164 263H163V264H164ZM193 263H196V262H193ZM49 264H50V263H49ZM95 264H96V263H95ZM165 264H167V263H165ZM172 264H173V263H172ZM190 264H191V262H190ZM227 264H228V263H227ZM233 264H234V263H233ZM238 264H239V263H238ZM240 264H242V263H240ZM244 264H245V263H244Z\"/></svg>", "mask_w": 264, "mask_h": 264}]
</instances>
